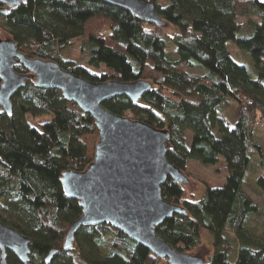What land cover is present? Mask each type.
I'll list each match as a JSON object with an SVG mask.
<instances>
[{"label": "trees", "instance_id": "trees-1", "mask_svg": "<svg viewBox=\"0 0 264 264\" xmlns=\"http://www.w3.org/2000/svg\"><path fill=\"white\" fill-rule=\"evenodd\" d=\"M150 1L164 26L102 0H26L0 15V40L92 82L148 81L151 89L137 103L117 96L103 106L168 130L166 158L181 171L192 159L222 160L230 170L223 186H206L200 197L168 177L162 196L185 213L165 219L156 234L188 253L210 235L206 264H264V241L243 229L257 207L241 189L248 152L255 148L262 154L252 132L255 122L264 120V0ZM237 18L246 21L239 24ZM167 38L176 48L174 60L166 57ZM227 42L248 65L234 60ZM81 57L101 71L92 73L73 59ZM196 67L203 73H193ZM14 69L28 74L21 64ZM237 109L238 119L228 128L217 113ZM38 115L49 119L31 125L27 117ZM97 139L88 113L60 90L38 87L31 78L12 97L11 114L0 108V210H8L0 221L30 239L35 264H45L51 248L59 251L49 264H77L63 240L81 207L64 195L59 178L66 169L80 172L89 165ZM88 229L95 230L91 240L102 256L86 255L76 241ZM75 241L72 250L83 264H168L108 224L79 227ZM7 261L18 263L10 252Z\"/></svg>", "mask_w": 264, "mask_h": 264}, {"label": "water", "instance_id": "water-1", "mask_svg": "<svg viewBox=\"0 0 264 264\" xmlns=\"http://www.w3.org/2000/svg\"><path fill=\"white\" fill-rule=\"evenodd\" d=\"M102 1L156 27L165 25L150 0ZM25 2L0 0V15ZM16 64H21L28 74L17 72ZM28 78L34 79L38 87L60 90L63 97L94 119L98 129L89 165L80 172L66 169L59 178L64 195L76 199L81 207L80 216L69 225L63 249H74L79 227L108 224L168 264H206V257L178 251L155 231L165 219L185 213L183 207L168 202L161 193V184L168 177L181 184L189 181L166 158L168 130L114 114L102 104L117 96L137 103L151 84L143 79L92 82L62 69L54 61L24 55L11 40H0V108L6 114H11L12 97ZM29 244L27 236L0 221V264H9L8 252L17 258V264H35ZM58 251L51 248L44 263L49 264Z\"/></svg>", "mask_w": 264, "mask_h": 264}, {"label": "rangeland", "instance_id": "rangeland-1", "mask_svg": "<svg viewBox=\"0 0 264 264\" xmlns=\"http://www.w3.org/2000/svg\"><path fill=\"white\" fill-rule=\"evenodd\" d=\"M157 3H163V0H157ZM236 21L239 24H242L246 21V19L237 18ZM226 46L233 51L232 57L235 61L240 64L248 65L247 61H244L243 59L240 60V55L236 51L238 48L234 43L227 42ZM166 57L169 60H174L178 57L173 41L168 38L166 45ZM73 59H75L76 63L83 65L92 73L98 74L101 71V69H93L89 67L85 63L86 58L84 57ZM191 71L195 74L203 73V70L198 67L192 69ZM238 112L239 109L235 110L233 113H217V115L228 128H232L238 119ZM48 119V115L27 117L29 123L37 127L39 123ZM185 132L186 135L190 137L191 131L186 129ZM252 139L261 146L262 154L260 155L255 150V148L248 152V161L245 167V174L241 182V189L243 193L251 199L252 203L256 205L257 211L247 214L243 223V229L248 235L257 237L261 241H264V120L262 122H259L258 120L255 122L252 132ZM187 144L190 145V139L187 141ZM183 173L187 175L189 179L188 183L185 184V187L189 190V192H193L196 197H200L203 194L204 188L206 186H223L230 173V170H228L226 163L222 160L215 164H203L199 159H192L188 163L187 170ZM7 212L8 210H0V213L3 215H6ZM94 232V229L83 230L77 235L76 241H78L82 246L83 252L86 255L93 256L98 254L102 256L103 250L96 247L91 240ZM231 235L235 237L233 232H231ZM210 239V235L205 236L201 246L192 254L197 253L207 257L211 252V248L209 247ZM69 252L77 264H83L77 257V254L74 250H70Z\"/></svg>", "mask_w": 264, "mask_h": 264}]
</instances>
